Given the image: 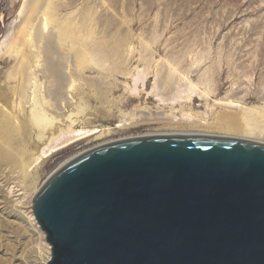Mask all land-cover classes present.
<instances>
[{
    "label": "rangeland",
    "instance_id": "1",
    "mask_svg": "<svg viewBox=\"0 0 264 264\" xmlns=\"http://www.w3.org/2000/svg\"><path fill=\"white\" fill-rule=\"evenodd\" d=\"M50 1V6L58 9L59 16L71 12L67 21L74 25L84 48L93 45L99 48L102 43L110 53L102 68L93 66L92 58L87 55L85 64L74 70V96H78L75 103L57 110L53 99H47L44 107L53 121L46 126L44 135H39L32 121L21 117L9 119L0 134V184L2 178L22 160L41 155L31 174L25 178V195L21 191L16 192L20 193L18 195H9L11 199L21 198L22 209L34 219L32 197L46 179L77 154L102 142V139L94 138L99 132L82 134L62 144L61 140L56 141L57 148L51 149L54 152L47 150L43 155L42 151L52 146L54 138L66 130L94 132L108 128L116 137L137 135L146 128L163 127L158 122L139 124L140 113H158L159 116L165 113L170 118L169 113L181 117L182 112L190 109L198 116L210 118L216 109H223L211 108L212 101L227 96H238L244 107H256L263 112V116L256 117L255 123L264 130V0ZM22 2L0 0V91L5 89L4 92L8 86L4 80L16 72L15 53L11 51L14 42L7 46L5 43L21 37L17 26L23 16H18ZM68 4L73 6H66ZM142 42L147 44L142 45ZM112 47L114 49L110 50ZM194 54L197 58L192 57ZM171 66L175 67L173 70L177 74L169 70ZM137 73L144 78L143 84L139 80L133 82L132 77ZM178 75L189 78L194 86L185 82H181V86L175 84L172 79L179 80ZM40 78L49 88L53 87L50 76L41 73ZM168 87L173 93L180 92L182 101L180 98L171 101L176 93H169ZM0 102L2 105L8 102L7 109L16 115L15 109L8 106L10 101L3 99ZM3 190L2 194L7 192L6 186ZM23 219L27 221L25 217ZM38 228L42 236L33 241L35 253L32 255L37 262L44 258L47 264L51 249L39 224ZM38 245L41 247L39 251ZM18 246L11 247L12 252L7 246L8 253L15 252L17 260L26 264L27 248L19 252Z\"/></svg>",
    "mask_w": 264,
    "mask_h": 264
},
{
    "label": "water",
    "instance_id": "2",
    "mask_svg": "<svg viewBox=\"0 0 264 264\" xmlns=\"http://www.w3.org/2000/svg\"><path fill=\"white\" fill-rule=\"evenodd\" d=\"M32 200L47 264H264V142L114 140L64 163Z\"/></svg>",
    "mask_w": 264,
    "mask_h": 264
},
{
    "label": "bare ground",
    "instance_id": "3",
    "mask_svg": "<svg viewBox=\"0 0 264 264\" xmlns=\"http://www.w3.org/2000/svg\"><path fill=\"white\" fill-rule=\"evenodd\" d=\"M49 2L51 1L23 0L18 12L19 17L22 14L23 16L22 20L17 26L18 30L20 31L21 37L17 39L12 38V40H9L5 43L7 46L11 45V43L14 42L15 47L10 46L14 47V50H10L12 51V53H15L14 63L16 72L4 80V82H6L8 86L5 92L3 91L5 89H1L2 91H0V100L5 99L7 101H10L11 105L8 106H12L15 109L14 111L16 115H13L9 111V109H7L8 102L5 104L6 108L4 107L5 105L3 104V106L0 102V134L3 132L4 126L6 123H8L9 119H20L21 117L22 119H29L30 121H32L38 128L39 135H44L46 126L50 125L53 121V117H50L47 114V111L44 107L47 99H53L51 101H54L53 105L57 107H55L57 110L64 108L66 104L70 105L72 103H75V99L78 96H74V90L76 89V75L74 76L73 74L74 70L81 68L85 64L87 55L90 56L93 60H91V62H93L94 65H91L95 67L98 66L99 68H102L104 66V62L109 56L108 54L110 52H108L107 50L108 47H105L102 43L100 44L99 48H96V45H93L91 47L87 46L84 48V45L81 44L83 41L80 38V35L76 34L74 25L70 24L67 21L68 18H70L71 12L66 15L59 16L57 12L58 9L54 6H50ZM66 6L72 7L71 4H68ZM143 43L144 42H142V45H144L146 42L144 44ZM170 43H168V45ZM113 49L114 47H112L110 50ZM192 51H194V49ZM192 57L195 58L196 55ZM169 62L167 61V63ZM165 65L167 66L168 64ZM189 67L190 66H188V68ZM173 68L175 69V67L171 66L169 67V70L174 71ZM187 70L188 69H186V71ZM172 71L171 73L173 74ZM165 72L166 71H164V73ZM41 73H45L52 78V88H49L47 84L41 80ZM175 73L177 74L178 72L176 71ZM178 76L180 77L179 80L172 79L175 84L179 85L181 84V82H185L194 86L193 82H191L189 78L184 77L183 75ZM132 79L134 83H136L138 80L142 84L144 83V78L141 77L139 73L133 76ZM157 84H160V82H158ZM154 85L156 84L153 83V86ZM184 87H187V85L185 84ZM172 88L174 89V87ZM172 88H170L169 90L171 91ZM175 88L177 89L178 87ZM179 90L180 89L178 88V91ZM170 91L169 93L172 94L173 92ZM183 91H185V89H183ZM190 91L192 95L193 90L190 89ZM75 92H77V90ZM174 93H176V96H174L173 98L170 97V100L173 102L180 98V92L174 91ZM174 93L172 95H174ZM171 94L169 95L171 96ZM161 96L159 97V100H161ZM163 98L165 99L166 96ZM50 99H48V101ZM211 105V108L219 107L223 109H221L220 111L216 109L212 113V116L210 118H205V116H198L190 109L188 112H182L181 117L169 113L171 115L170 118L166 117L167 115H164L165 113H163L162 116H159L158 113V115L140 113L139 124L144 123L149 125L158 122V124L163 125V127L151 129L146 128V131L143 130L144 132H141L137 135L130 134L127 136L120 135L116 137L112 136V133L114 132H112L108 128L100 130L98 129L97 131L94 130V132L93 130H66L65 132L59 133V135L54 138V144L52 146L50 145V147H48L45 152L42 151V154L44 155L47 150H50V152H52L55 149L54 147L57 146L56 141L61 140L62 144V142H66L73 137H78L82 134L90 135L95 132L99 133L96 134L94 138L96 140L102 139V142L100 144L134 136L162 133L221 135L264 142V130L262 128H258V126L256 127L257 123H255L256 117L262 115L263 112L261 113L258 109H256V107H244L243 105H241L240 97L238 96L234 98H230L228 96L222 98L219 97L214 99ZM263 109L264 108L262 107V110ZM52 148L54 149L51 150ZM40 157L41 155H38L37 158H28L29 160L26 161L22 160L1 180L0 193L4 191L3 186H6L7 192H5L4 194L1 193L2 195L0 194V264H22L17 260L18 257L16 256L17 254L15 252L14 254L8 253V249H11V247L13 248L14 245H19V252H23L27 248L28 257H26L25 259L27 260L25 262L26 264H45L44 258L42 261L37 262L36 257L33 256V253L35 252L32 249V244L35 242V238L42 236L40 232L41 230H39L38 228V222L33 218L32 214H28L24 209H22L23 207L21 198L11 199L9 196L13 193L14 196L18 195L20 193L16 194V192L19 191H21V194H23V196L25 195L27 187L25 178L26 176H28V174H31L32 169L36 165V161ZM23 217H25L27 221L24 220ZM20 241L22 242L20 243ZM40 249L41 247L38 245L37 250L39 251ZM12 251L14 250L11 249V252Z\"/></svg>",
    "mask_w": 264,
    "mask_h": 264
}]
</instances>
